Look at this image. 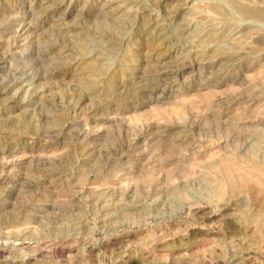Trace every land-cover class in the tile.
Segmentation results:
<instances>
[{"label":"rangeland","instance_id":"rangeland-1","mask_svg":"<svg viewBox=\"0 0 264 264\" xmlns=\"http://www.w3.org/2000/svg\"><path fill=\"white\" fill-rule=\"evenodd\" d=\"M252 171L264 0H0V264H264Z\"/></svg>","mask_w":264,"mask_h":264},{"label":"bare ground","instance_id":"bare-ground-1","mask_svg":"<svg viewBox=\"0 0 264 264\" xmlns=\"http://www.w3.org/2000/svg\"><path fill=\"white\" fill-rule=\"evenodd\" d=\"M12 76V75H11ZM24 80V79H23ZM19 81H22V80H20V77L18 76V77H14L13 76V79H12V83H16V82H19ZM147 85H148V83H147ZM231 163V162H230ZM221 164V163H220ZM224 164V163H223ZM220 167V166H219ZM228 166L225 164V165H222L221 167H220V169L223 171H221L222 172V174H223V176H225L224 174H227L228 173V168H227ZM236 167H238V166H236ZM254 167V166H253ZM252 168V167H251ZM251 168H250V171H251ZM219 169V170H220ZM237 170H240V171H242L241 170V168L240 169H238V168H236ZM248 169H249V167H248ZM253 170V169H252ZM256 170H258V169H256ZM254 171V170H253ZM252 171V172H253ZM263 171V170H262ZM256 172V171H255ZM255 172H253V174H255ZM258 172H260V171H258ZM258 172H256V175H253V174H251V173H239L238 174V176H236V177H238V180H240V181H242V182H244V181H246V180H248L250 177H251V181L254 179V177H255V179H254V181L255 180H257V182L259 181V183L258 184H260V183H262V188H263V193H264V173L262 172V173H258ZM252 176H254L253 178H252ZM226 177V176H225ZM260 181H262V182H260ZM230 184V183H229ZM256 185H257V183H256ZM259 186V185H258ZM261 186V185H260ZM261 189V188H260ZM260 191V190H259ZM261 194V193H260ZM264 196V195H263ZM264 211V210H263ZM262 212V211H261ZM260 213V212H259ZM204 214H206L205 215V218H204V220H206V221H211L213 218H215V216H217L218 215V213H216V212H214V211H209V212H205ZM257 215H259L258 216V224H257V227H258V230L259 231H256L257 232V235H258V233H259V236L258 237H260L261 238V240H263L264 241V213H260V214H257ZM256 215V216H257ZM248 253V252H247ZM245 256H246V254H245ZM248 256V255H247Z\"/></svg>","mask_w":264,"mask_h":264}]
</instances>
